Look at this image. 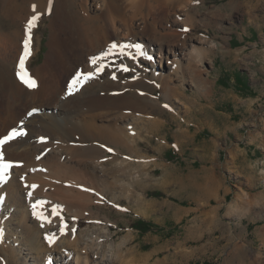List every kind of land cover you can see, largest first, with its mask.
I'll return each instance as SVG.
<instances>
[{"label":"rangeland","instance_id":"rangeland-1","mask_svg":"<svg viewBox=\"0 0 264 264\" xmlns=\"http://www.w3.org/2000/svg\"><path fill=\"white\" fill-rule=\"evenodd\" d=\"M78 1L74 4L77 12L82 10ZM122 1L129 18L137 16L129 22L133 36L127 34L125 37L124 32L120 42L125 53L119 60L99 63L96 69L100 70L103 65L101 76L115 84V89H109L110 96L123 93L128 97L147 96L156 101L157 106L141 113L126 111L127 108L110 111L108 119L95 122L97 126L111 125L112 118L137 116L143 128L139 129L138 144L133 149L142 159L131 157L128 148L99 144L102 152L108 148L99 161L105 166L96 165L97 160L93 163L87 159L86 162L89 172L96 174L100 183L114 182L111 172L119 160H124L126 171L140 177L136 180L125 177L122 180L124 190L112 185L107 192L101 189L93 192L95 195L88 207H80L82 214L78 218L64 211L67 238H71L74 228L77 237L84 240L93 237L91 241L95 239L98 243V238L108 234L110 238L104 243L109 246L133 234L130 247L140 258L156 253L149 264H264V0H172L168 10L161 7L156 14L150 12L148 0ZM13 5L21 6L23 13H35L28 2L0 0V33L11 35L14 32L17 20L9 10ZM87 5L89 12L96 14L99 7L95 0H89ZM56 8L53 4L51 11L40 14L41 23L34 34L37 54L31 63L32 69L43 66L53 34L59 26L67 24L65 19L70 9H63V5ZM19 23L22 29L24 21ZM133 51H139L138 60L133 57ZM166 62L174 63L175 70ZM162 75L171 76L169 87L175 90L169 101L160 82ZM137 82H143L142 86ZM191 101L197 102V108ZM35 112L38 111H32ZM43 112L51 114L52 107ZM129 117L126 121L122 119L120 126L134 123ZM150 119L161 123L153 132L144 128ZM62 128L69 131L67 126L62 125ZM186 132L187 136L180 137L179 134ZM41 135L42 130H38L33 141L43 138L46 141L47 136L39 137ZM60 138L54 135L51 144L55 145L41 154L55 152L61 162L73 166L76 161L85 159L71 158L67 146L74 143H64L61 147ZM119 150L124 155L119 154ZM143 161L149 163H141ZM141 164L149 165L142 168ZM76 167L79 174L86 177V169L82 165ZM205 169L211 170V174H205ZM166 173L172 177L162 184ZM211 176H215V184L211 183L214 180ZM47 181L49 178L37 182L35 188H42L36 196L30 194L28 184L29 188L21 185L23 193H19V197L24 195L27 199L22 209L12 204L7 207V193L0 199L3 238L0 237V243H5L6 248L9 246L7 252H2L4 258L0 256V264H6V253L18 255L10 264H36L34 260L39 256L37 241L26 239L24 226L15 218L14 211L19 215L24 211L32 215L33 209L40 207L43 218L51 220L54 217L52 239H65L56 221L66 206L60 196L54 195L51 181L45 186ZM193 185L199 190L193 189ZM242 195H247V204H241V211L235 212V203ZM242 211L244 214L240 213ZM140 221L149 222L155 228L142 233L133 228ZM45 237L43 233L42 241L46 244ZM58 252V262L49 264H77L73 251L60 248Z\"/></svg>","mask_w":264,"mask_h":264},{"label":"bare ground","instance_id":"bare-ground-1","mask_svg":"<svg viewBox=\"0 0 264 264\" xmlns=\"http://www.w3.org/2000/svg\"><path fill=\"white\" fill-rule=\"evenodd\" d=\"M22 1L30 3V9L31 6L32 8L35 6V13H23L20 9L21 6L13 5L14 7L9 10H11V14H15L17 20L14 25V32L11 35L0 33V140L8 137L14 131L17 133H24V135H17L14 139L9 140L3 145L2 149H0L3 152L4 162L12 165L7 173L0 178V199L7 193L9 196V205H7V207H10L12 204L14 207L22 209L26 207L27 199L24 195L19 197V193H23L21 185L25 187V185L28 184L31 187L30 194L35 195L39 193L42 188L40 187L42 185H39L40 188L34 187L37 182L46 181L49 178L52 183L47 181L45 186L51 183L52 191L55 192L54 195L60 196L64 201L63 204H65L66 209L61 210L62 215L58 221H56L58 226L63 230V235L65 236L63 241H55L52 239L53 236L51 237V232L54 229V224L46 222L47 219L43 218V210L40 209V207L37 206V208H34L32 215H29V213L26 215L25 211L24 214L21 215L17 214V212L15 213V211L13 212L15 218L20 219L21 224L24 226L23 234L26 235V239L32 242L37 241L36 243L39 245L37 249L39 256L34 260L36 264H49V262L54 261L58 262L57 253L59 256L58 250L60 248L73 251L72 253L76 256L75 261H77V264H149L156 253L140 258L138 254H136V250L130 247L134 241L133 234L126 236L119 244H110L109 246L104 243V241L106 242L107 239L110 238L106 233V236L97 239L100 243L96 242L95 239L91 241L93 237L90 240H84L81 236L77 237L75 228L70 235L71 238H67L68 230L64 229V224L66 223L63 217L64 211H70L73 217H80L82 214L79 211L80 207L83 209L88 207L87 205L93 199V192L100 191V189L103 192H107L111 189L112 185L118 187V189L124 190L122 180L125 179V177L129 178L130 176L133 180L140 177H134L133 173L126 171L127 168L125 169L123 164L124 160H119L118 163L115 162L116 166L111 172L112 179L115 178L114 182L109 183L102 181L100 183V180L97 178L98 176L89 172V165L88 162H86L87 159L93 163L97 160V162H95L97 163L96 165L105 166L104 162L100 163L99 161L104 158L102 155L107 153L108 148L102 152L99 148V144L111 145L109 147L115 145L117 148H128L131 150L129 154L131 157L142 159V155L139 157L137 154L139 152L134 150L136 149L135 146H137L138 138L140 137L139 129L143 128V126H139V119L137 120V116L129 117L131 115H127V117H124L122 115L124 121L129 117V121L133 120L134 123H125L121 124V126L119 122L122 119L118 120L116 119L117 117L111 119V125L97 126L95 122L98 119H108L110 111H121L127 108L125 109L126 111L130 110L132 113H141L147 111L148 108L154 109L157 106L155 104L156 101L149 99L147 96H143L142 98L137 96L136 98L132 95L133 97H128L126 96L127 93L110 96L109 89L110 87H114L115 89V84L105 81L104 76H101L100 71L103 72V65L100 67V70H97V66L94 67L91 63L93 58L100 57L107 53L112 45H116V50L105 59L99 61L98 64L103 61L110 62L113 59L119 60L120 56H122L121 53L124 52V46L122 47L120 42L121 35L125 32V37L127 34L133 36V30L129 22L133 17L137 16L134 14L129 18V15L125 12V8L123 7L122 0H95L97 7H99L96 14H91V11L89 12V7L87 5L89 0H79L82 10L78 12L74 11V4L78 0ZM148 1L151 2V5H149L150 12H155V14L161 7L168 10L172 2V0ZM53 4H56L57 8L63 5V9H70L67 11V19H65L67 24H63L61 27L59 26L57 30L58 35L56 32L53 34L51 42H49L50 50L43 66L41 68L32 69L31 63L37 54V51H35L36 43L34 34L42 17L40 14L46 13L49 10L51 11ZM137 6L138 9L141 8L139 3ZM19 12L22 14H19ZM34 16H39V20L31 31V55L26 60L25 69L31 79L35 80L37 86L35 88H29L21 82L18 73L20 72L19 61L24 52L23 45L27 39V25ZM19 21L22 23L24 21L22 29ZM160 50H162V48H160ZM138 56L139 51H133V57L136 58V60L139 59ZM160 59H162V57ZM166 63L168 64V62ZM174 63L177 64V61ZM174 63L168 65L173 66L175 70ZM177 67L179 68V66ZM81 73L89 77L91 75L92 77L83 80L78 90L74 91L72 95H69V85L75 77ZM160 80L164 86V96L166 100L169 101V96L175 92V90L173 91L169 87V83L172 81L171 76L162 75ZM137 83L142 86L143 82ZM136 86L139 87L137 84ZM124 87H127V85ZM122 89H117L116 91H121ZM191 102L194 108H197V102ZM47 106L52 107L53 112L51 114L43 112L45 109L51 108ZM192 107L189 106L188 108ZM33 110H37L38 112L32 113ZM41 111L43 112L42 114H40ZM62 125L64 127L67 126L69 131H65ZM158 126L160 127L161 123L155 119H150L148 124H144V128L148 131L151 129L152 132L153 129H157ZM184 129L185 128H183V130ZM38 130H42V135L39 137L44 135L45 137L47 136L46 141L44 138L42 140L38 139L33 141L35 133ZM56 131L57 134H55ZM187 132L179 134L180 137L187 136ZM54 135L61 137V147H63L64 143L68 145L70 142L74 143L67 146V150H69L71 158L75 160L85 158L84 160L76 161V166L82 165L84 169H86V177L83 178L81 174H79L80 170L76 166L61 162V158H59L55 152L48 155L46 154L45 156L41 154V152L47 151V148L51 145H55V143L51 144V139ZM39 137L37 136L36 138ZM118 153L123 154L120 150ZM141 163L149 162L143 161ZM147 165L149 164H145L144 166ZM144 166H142V168ZM102 167L100 168L102 169ZM203 172L205 174H211V170L209 169H205ZM194 174L195 173H193V175ZM171 177L172 176L166 173L162 178V184ZM211 177L214 179L211 183L215 184V176ZM28 185L27 188H29ZM193 187V189L199 190L195 185H193ZM52 195L53 194L50 196ZM240 198L241 199L238 200L239 202L235 203L237 205L234 209L235 212L241 211L239 210L241 204H247V195H242ZM241 208H244V206ZM231 209H233V206ZM180 211L181 210L178 212ZM240 213L244 214L243 211ZM176 214L177 212L175 215ZM53 218L54 217H52L50 221H52ZM35 219H37V221ZM40 219L41 221H38ZM25 220L27 221L25 222ZM43 233H45V238L48 241H45L46 244L42 241ZM0 237L2 238L1 234ZM5 246V243H0V256L3 258L2 252H7V248L9 249V246H7V248ZM10 254L11 253H6L7 261L4 260L6 264H10L13 259L18 258L17 254ZM43 254H47V256L44 255L42 258L41 256ZM2 257L0 258L2 259Z\"/></svg>","mask_w":264,"mask_h":264},{"label":"snow or ice","instance_id":"snow-or-ice-1","mask_svg":"<svg viewBox=\"0 0 264 264\" xmlns=\"http://www.w3.org/2000/svg\"><path fill=\"white\" fill-rule=\"evenodd\" d=\"M33 11L35 12V6L33 7ZM38 20H39V16H34L27 25V29H26L27 30V39L24 42V45H23L24 52H23V55L19 61L20 72L18 73V77L21 80V82L24 83L29 88H35L37 86L35 80L31 79L30 75L26 71L25 63H26V60L28 59V57L31 55V52H30L31 31L36 26ZM115 50H116V45H112L109 48L107 53L103 54L100 57L93 58L91 60L92 65L94 67L98 66L99 61L105 59L108 55H111ZM123 54L124 53H121V55H123ZM89 78H91V77L87 76L86 74H83V73L78 74L77 77L69 85L68 94L72 95L74 93V91L78 90V88L81 86V81L89 79ZM17 135H24V133L23 132L17 133L15 131L12 132L8 137L0 140V149H2L4 144H6L9 140L15 138ZM11 167H12L11 164L4 162L3 152H2V150H0V178H2V176L4 174H6L8 169H10ZM46 222L51 223L50 220H46ZM53 239H54V237H53Z\"/></svg>","mask_w":264,"mask_h":264},{"label":"trees","instance_id":"trees-1","mask_svg":"<svg viewBox=\"0 0 264 264\" xmlns=\"http://www.w3.org/2000/svg\"><path fill=\"white\" fill-rule=\"evenodd\" d=\"M133 228L141 231L142 233H148L151 230H153L155 226L151 225V223L149 222L140 221L136 225H134ZM196 264H199V263H196ZM204 264H209V263H204Z\"/></svg>","mask_w":264,"mask_h":264}]
</instances>
